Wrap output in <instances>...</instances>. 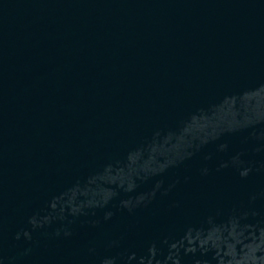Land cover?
Returning a JSON list of instances; mask_svg holds the SVG:
<instances>
[{
    "label": "water",
    "instance_id": "95a60500",
    "mask_svg": "<svg viewBox=\"0 0 264 264\" xmlns=\"http://www.w3.org/2000/svg\"><path fill=\"white\" fill-rule=\"evenodd\" d=\"M0 264H264V0H0Z\"/></svg>",
    "mask_w": 264,
    "mask_h": 264
}]
</instances>
